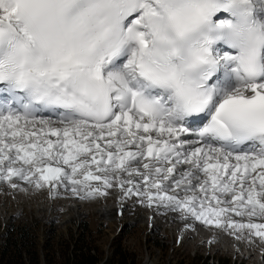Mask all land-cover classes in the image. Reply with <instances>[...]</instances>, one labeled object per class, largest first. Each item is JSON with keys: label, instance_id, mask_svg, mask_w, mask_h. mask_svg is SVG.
<instances>
[{"label": "snow or ice", "instance_id": "snow-or-ice-1", "mask_svg": "<svg viewBox=\"0 0 264 264\" xmlns=\"http://www.w3.org/2000/svg\"><path fill=\"white\" fill-rule=\"evenodd\" d=\"M14 180L264 240V0H0Z\"/></svg>", "mask_w": 264, "mask_h": 264}, {"label": "rangeland", "instance_id": "rangeland-1", "mask_svg": "<svg viewBox=\"0 0 264 264\" xmlns=\"http://www.w3.org/2000/svg\"><path fill=\"white\" fill-rule=\"evenodd\" d=\"M1 184L3 185L2 182ZM73 199L62 190L58 195H50L46 187L35 189L30 185L26 187L22 185L21 188L1 190L0 235L10 221L16 223L38 221L41 240L45 239L46 230L49 228L54 229L55 239H58L60 236L64 238L78 234L79 224L87 222L93 229L92 238L95 245L98 249H103L104 258L110 253V244L118 240L127 250L134 252L136 258L140 259V264H143L148 257L153 264H174L176 260L196 254L207 256L209 261L228 258L232 264L239 262L254 264V257L239 255L247 252L255 255L263 246L260 238L256 236L250 239L247 237L237 239L236 236L229 234V231L217 227L191 225L183 220L171 221L170 215H179L178 212L165 211L162 208L151 210L150 207L137 203L135 196L122 200L126 209L122 214L117 211L114 217L105 218L99 213V208L101 206L113 208L119 203L117 197L112 196L109 190L106 196L81 199L79 203H81L82 215L65 222L67 204ZM38 207L45 208V211L53 207L56 213L51 218H45V211H39ZM148 216L152 223L148 222ZM127 227L129 231L126 230ZM156 240L163 241V245H157ZM237 247L240 251L238 254L233 252ZM41 255L44 256V253L41 252Z\"/></svg>", "mask_w": 264, "mask_h": 264}, {"label": "trees", "instance_id": "trees-1", "mask_svg": "<svg viewBox=\"0 0 264 264\" xmlns=\"http://www.w3.org/2000/svg\"><path fill=\"white\" fill-rule=\"evenodd\" d=\"M38 229V221L6 224L0 235V264H140L134 252L118 240L110 244V253L104 259L103 249L95 245L93 229L87 222L79 224L78 234L58 239H55L54 229L49 228L45 239L41 240ZM156 244L163 245V241L156 240ZM182 259L174 264H232L228 258L209 261L201 254Z\"/></svg>", "mask_w": 264, "mask_h": 264}, {"label": "bare ground", "instance_id": "bare-ground-1", "mask_svg": "<svg viewBox=\"0 0 264 264\" xmlns=\"http://www.w3.org/2000/svg\"><path fill=\"white\" fill-rule=\"evenodd\" d=\"M14 182L15 183H18V184H21V185H24L25 187L26 186H28L26 183H24V182H22V181H18V180H14ZM3 183V185L5 184V186H3L2 184H1V182H0V191L1 190H6L7 188H11V187H9V185L7 184L6 185V183L5 182H2ZM2 185V186H1ZM32 187V186H31ZM26 189V188H25ZM62 191H64L63 189H61ZM60 190V191H61ZM109 191L111 192V195L113 196H115V197H117V199H118V202H119V205H117V206H114L113 208H110V206H101V208H99V213H101V215L103 216V217H105V218H112V217H114V214H116V212L118 211V212H120V209L121 208H124L125 207V205H124V203L122 202V200L120 199V196H121V193H120V191H119V189H109ZM65 192V191H64ZM61 193V192H60ZM63 193V192H62ZM65 194H68V196L70 195L71 197H73L74 199L72 200V202H70V203H68L67 204V206H68V212H66L65 213V222H68V221H72L73 220V218H76V217H80V215H82V212H81V210H80V205H81V203H79V201H81V199H78L77 197H75V196H73V195H71L69 192H65ZM99 197V196H98ZM99 199H101V198H99ZM112 207V206H111ZM48 208V207H47ZM39 211L40 210H42V211H45V208H43V207H38L37 208ZM44 209V210H43ZM151 210L153 209V208H150ZM56 211V209L55 208H53V207H49L48 208V211H45V218L46 217H53L54 216V213H56L55 212ZM156 211V210H155ZM113 214V215H112ZM112 215V216H111ZM110 216V217H109ZM177 216V217H176ZM7 218V217H6ZM4 219H5V217H4ZM151 218H150V216H148V222H151L152 223V221L150 220ZM170 220L171 221H179V220H183L184 222H188L189 224H191V225H204L202 222H199V221H195V220H193V219H191V218H189V219H182L181 218V216H180V214L179 215H174V214H171L170 215ZM257 222H264V221H257ZM156 226V225H155ZM214 227V226H213ZM220 229H222V228H220ZM223 230H225V229H223ZM227 234V233H226ZM228 236V235H227ZM237 238V237H236ZM238 239V238H237ZM260 241H261V245H263L262 247H261V249L258 251V253H256L255 255H254V253H252V252H247L246 254H241V255H239V256H246L247 255V257H254L253 259H255V261H253L254 262V264H264V240H261L260 239ZM251 243V242H250ZM234 245H236V244H234ZM234 248V247H233ZM233 252H235V253H240V251H239V248L237 247V248H235V249H233ZM257 255V256H256ZM143 264H153L151 261H150V259H149V257L146 259V261L143 263Z\"/></svg>", "mask_w": 264, "mask_h": 264}, {"label": "water", "instance_id": "water-1", "mask_svg": "<svg viewBox=\"0 0 264 264\" xmlns=\"http://www.w3.org/2000/svg\"><path fill=\"white\" fill-rule=\"evenodd\" d=\"M105 259V258H104ZM102 262H100L99 264H101Z\"/></svg>", "mask_w": 264, "mask_h": 264}]
</instances>
